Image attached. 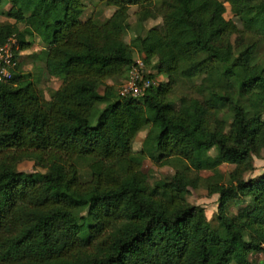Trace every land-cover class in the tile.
Listing matches in <instances>:
<instances>
[{"label": "trees", "instance_id": "obj_1", "mask_svg": "<svg viewBox=\"0 0 264 264\" xmlns=\"http://www.w3.org/2000/svg\"><path fill=\"white\" fill-rule=\"evenodd\" d=\"M103 1L117 7L98 21L82 0H0L13 20L0 19V44L16 40L0 81V264H264V171L243 177L264 149V0H224L229 19L211 0ZM35 39L30 57L60 80L47 108L17 64ZM135 56L164 80L123 96ZM145 159L174 172L151 183ZM189 182L217 195V227Z\"/></svg>", "mask_w": 264, "mask_h": 264}, {"label": "rangeland", "instance_id": "obj_2", "mask_svg": "<svg viewBox=\"0 0 264 264\" xmlns=\"http://www.w3.org/2000/svg\"><path fill=\"white\" fill-rule=\"evenodd\" d=\"M6 0H3L5 2ZM212 2L216 3L225 19H229L232 17V14L230 12L229 5L224 2V0H211ZM84 4V12L82 15V18L92 17L98 21H103L105 18H108L113 11L116 9V5L114 4H108L104 2L103 0H82ZM8 5H6L4 8H6ZM137 7L130 6L129 7V16L128 20L130 22V25L132 26V29L127 31L124 34V40L126 42H129L130 39L133 37L134 33L137 32L136 26H135V11ZM2 21L5 22H13L12 19L6 18L4 16H1L0 18ZM161 18L158 19H148L144 22L142 26V30L145 31V29L158 25L161 23ZM41 51V43L38 39H35L34 45L26 51H23L20 53V58L18 60V66L24 70L25 72H30L34 76V81L37 84L38 89L41 92L42 95V104L45 108L48 107V101H49V91L56 89L60 85V80L54 77H50L45 72V69L43 68V64L40 61H36L32 57H30L31 53L40 52ZM137 57V56H135ZM145 72L147 74H151L154 78V82L158 83L160 81L164 80V77L160 75H155L154 70L150 66H145ZM123 78H118L115 81V85L118 88L120 84L122 83ZM107 83L111 84V80H107ZM102 92V88L98 91V95H100ZM187 92L186 87L177 88L174 96L185 94ZM193 108H195L196 102L194 101L192 103ZM183 110L190 115L192 119H195V115L193 111L187 108H183ZM147 130L140 131L134 141H133V150L137 151L141 148L142 141L146 135ZM213 153V151H211ZM234 165L231 164H222L221 170L225 173H228L234 169ZM17 168L21 171L30 172L34 170V165L32 161L24 160L20 162L17 165ZM80 173L82 179H88L89 178V171L88 167L84 164L80 165ZM142 170L149 176V181L152 183L155 180L162 178L164 176H169L173 174L174 170L169 166H157L154 163H152L149 159H145L142 164ZM264 171V149L261 151L259 156H253L252 159L249 161V164L247 168L245 169L243 173V177L245 179L256 177L260 173ZM210 171H201V176H207L210 175ZM188 187L190 190V194L188 196V201L192 204L200 205L204 208L206 218L209 222V224L212 227H217L216 222V212H217V195H209L207 191L202 187L194 188L191 183H188ZM249 202L248 198L245 199H236L230 202L228 207V214L233 215L235 214L240 208L246 206ZM263 257V254L261 252L252 253L250 255V259L253 263H257L261 258Z\"/></svg>", "mask_w": 264, "mask_h": 264}, {"label": "built area", "instance_id": "obj_3", "mask_svg": "<svg viewBox=\"0 0 264 264\" xmlns=\"http://www.w3.org/2000/svg\"><path fill=\"white\" fill-rule=\"evenodd\" d=\"M14 38L9 39L5 44H0V81H4L10 76L9 69L15 64L12 48L15 45ZM145 72V64L140 57H135L134 63L130 66L125 84L119 90L123 96H137L146 88L154 84Z\"/></svg>", "mask_w": 264, "mask_h": 264}]
</instances>
